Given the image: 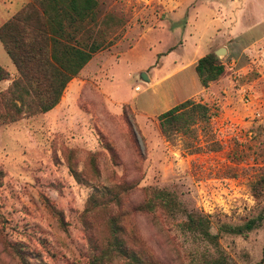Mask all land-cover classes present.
<instances>
[{"label":"rangeland","instance_id":"obj_1","mask_svg":"<svg viewBox=\"0 0 264 264\" xmlns=\"http://www.w3.org/2000/svg\"><path fill=\"white\" fill-rule=\"evenodd\" d=\"M27 1L0 0V21ZM96 1L94 38L120 39L95 54L51 118L0 126V264H22L12 246L25 264H89L110 217L128 248L159 264H264V0ZM108 15L122 25L104 36ZM210 41V52L226 50L217 58L224 72L200 93L189 63ZM0 67L17 75L1 44ZM185 100L207 118L169 142L157 116ZM122 185L131 189L104 205ZM146 190L168 191L181 211H138ZM188 214L209 216L213 235L260 221L244 235L220 231L215 244L182 228Z\"/></svg>","mask_w":264,"mask_h":264},{"label":"trees","instance_id":"obj_2","mask_svg":"<svg viewBox=\"0 0 264 264\" xmlns=\"http://www.w3.org/2000/svg\"><path fill=\"white\" fill-rule=\"evenodd\" d=\"M97 5L96 0H30L0 26V43L17 71V76L0 91V126L54 109L60 103L67 85L93 56L120 39L117 34L104 44L94 38L92 30L97 25ZM112 25L121 26L122 22L109 15L101 21L99 28L102 27L104 36L105 30ZM89 26L90 30L84 31ZM195 72L200 85L207 88L223 74L224 66L210 52L197 61ZM6 80H10V76L0 67V81ZM196 117L206 119L207 108L185 100L158 115L157 120L162 136L173 142L177 133L187 130L195 123ZM3 178L4 173L0 168V188ZM129 189L131 186L122 185L113 192H107L104 205L111 201L119 203L120 194ZM157 209L169 215L181 211L173 194L165 190H146L144 200L137 210L147 213ZM259 221L260 218L257 217L241 225L223 224L217 230L218 234L213 235L209 216L188 214L182 228L216 244L220 231L244 235L252 231ZM107 229L106 246L89 264H113L114 259L122 261V264H159L128 248L117 217L108 219ZM12 250L19 261L25 264L21 253L14 246ZM224 262L221 258L213 264ZM261 262H264V247Z\"/></svg>","mask_w":264,"mask_h":264},{"label":"crops","instance_id":"obj_3","mask_svg":"<svg viewBox=\"0 0 264 264\" xmlns=\"http://www.w3.org/2000/svg\"><path fill=\"white\" fill-rule=\"evenodd\" d=\"M10 1H12L11 2V4L15 1V0H10ZM28 2V1H27ZM26 3V2H25ZM24 4V3H23ZM22 4V5H23ZM22 5H21V7H22ZM20 7V8H21ZM19 8V9H20ZM19 9H17L16 11H11V9H9V11L6 13V15H4V16H6V17H3L2 19H1V21H0V26L3 24V23H5L8 19H10ZM220 18L222 19V20H224V17L223 16H220ZM228 24H230L231 25V27L233 28V25H235L236 23L235 22H233L232 21V19H231V17L230 18H228ZM235 28V27H234ZM233 28V29H234ZM230 37H232V36H230ZM232 40H234V39H230L229 41H232ZM212 43H213V41H210V42H207V47H208V51H207V54L208 53H210V49H211V45H212ZM1 44V43H0ZM211 44V45H210ZM196 45V47L198 46L199 47V43H196L195 44ZM214 45H222V46H225V44H219L218 42H216ZM2 46V45H1ZM197 47V48H198ZM221 46H219L218 48H220ZM3 48V47H2ZM4 51V50H3ZM5 52V51H4ZM214 53V52H213ZM6 54V53H5ZM8 57V56H7ZM201 57H200V55H197L192 61H191V63H189V64H193V65H196V63H197V61L200 59ZM9 59V58H8ZM95 59V55L93 56V58L85 65V67L80 71V75H82L83 73H84V70H85V68L87 69V67H89L90 66V64L93 62V60ZM10 61V60H9ZM11 63V62H10ZM12 64V63H11ZM13 65V64H12ZM15 68V67H14ZM182 68H185V66H182ZM78 74V75H79ZM9 76H10V80H6L5 82H6V84H5V88L10 84V82H11V80L14 78V77H16L17 75L16 74H13L12 76L9 74ZM74 79H76V78H74ZM73 79V80H74ZM72 80V81H73ZM71 81V82H72ZM150 81H151V79H150ZM71 82L67 85V87H66V89H65V91H64V93L67 91V89H69V87H70V91L68 92V94H69V96L68 95H66V97H68V98H72L73 96H75V93L74 92H76V86L74 85H72L71 86ZM4 88V89H5ZM201 88H202V91L200 92V93H202L203 91H205L207 88H203L202 86H201ZM3 89V90H4ZM72 91V92H71ZM102 93V92H101ZM199 93V94H200ZM103 94V93H102ZM62 100H63V96H62V98H61V101L60 102H62ZM60 107V103L54 108V109H52L51 111H49V112H47V113H45V114H43L46 118H51L52 117V115H53V113L55 112V111H57V109Z\"/></svg>","mask_w":264,"mask_h":264},{"label":"water","instance_id":"obj_4","mask_svg":"<svg viewBox=\"0 0 264 264\" xmlns=\"http://www.w3.org/2000/svg\"><path fill=\"white\" fill-rule=\"evenodd\" d=\"M226 50L224 48H219L217 50L214 51V55L216 56V58H220L225 54ZM138 79L143 82L146 85H150V80L149 77L146 73L144 72H139L138 73Z\"/></svg>","mask_w":264,"mask_h":264},{"label":"built area","instance_id":"obj_5","mask_svg":"<svg viewBox=\"0 0 264 264\" xmlns=\"http://www.w3.org/2000/svg\"><path fill=\"white\" fill-rule=\"evenodd\" d=\"M134 91H139V87L138 86H136L135 88H134Z\"/></svg>","mask_w":264,"mask_h":264}]
</instances>
